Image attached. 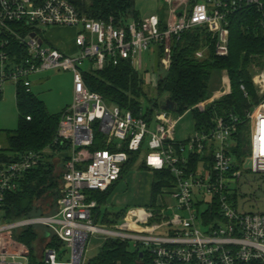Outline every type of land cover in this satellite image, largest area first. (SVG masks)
<instances>
[{
    "label": "built area",
    "instance_id": "2783aa9c",
    "mask_svg": "<svg viewBox=\"0 0 264 264\" xmlns=\"http://www.w3.org/2000/svg\"><path fill=\"white\" fill-rule=\"evenodd\" d=\"M164 3V24L156 15L115 25L113 20L87 17L68 0H0V100L9 82L32 92L30 77L39 72L70 71L74 78L73 101L63 112L56 140L69 150L54 154L64 163L56 212L17 220L2 215L5 195L20 189L25 176L43 164V154H24L0 169V264H30L31 249L14 238L28 229L38 234L35 245L45 264H86L93 237L128 242L133 249L147 253L152 264H264V212H240L239 193L233 187L243 171L264 175V56L252 65V82L260 99L247 112L250 154L242 162L234 153L241 124L237 117L216 116L211 129L196 130L180 142L176 137L179 122L191 110L177 116L154 107L148 117L149 108L145 111L142 105V113L135 115L107 104L85 83L84 74L123 61L140 72L143 53L150 50L161 54L159 66L167 72L174 40L194 30L210 36L217 57H227L232 17L246 9L262 13L264 25V0ZM51 28L74 31V52L50 45L46 30ZM209 46L196 52V58H205ZM86 62L89 68L85 70ZM221 77L220 90L193 110L204 113L209 105L231 93L228 73L224 71ZM142 78L145 86L152 85L149 74ZM242 90L245 92L244 86ZM96 130L106 136V145L112 149L89 150ZM3 148L0 142V152ZM135 153H146L143 163L151 171H170L174 185L163 190L157 208L132 209L122 222L103 223L97 219L99 204L94 194L113 187ZM195 158L200 160L192 168ZM247 162L251 168L245 167ZM203 205L206 210L201 212ZM158 208L161 210L155 213ZM174 209L178 213L167 215Z\"/></svg>",
    "mask_w": 264,
    "mask_h": 264
},
{
    "label": "trees",
    "instance_id": "16d2710c",
    "mask_svg": "<svg viewBox=\"0 0 264 264\" xmlns=\"http://www.w3.org/2000/svg\"><path fill=\"white\" fill-rule=\"evenodd\" d=\"M68 1L87 17L104 21L113 20L115 25L129 20H141L135 7V0ZM166 10L165 6L159 14L163 24L166 19ZM261 14L256 9H246L232 17L230 53L224 58L214 54L212 40L203 30L184 33L180 40H174L172 65L166 75L160 77L158 85V92H167L168 100L176 105L177 116H183L191 110L190 115L196 130L211 129L216 116L228 118L233 115L237 117L241 124L237 136L238 146L234 153L239 162H242L250 154V126L247 112L260 99L252 82L251 72L252 65L258 61L257 57L264 56V25L260 21ZM10 42L12 47L14 46L13 49L18 51L11 38ZM207 45H210L207 56L197 59L196 52ZM15 51L14 53H16ZM157 55L159 66L161 54L157 52ZM224 71L230 78L231 93L209 105L204 113L193 110L197 104L212 97L216 91L212 87L213 79L215 75H222ZM84 80L87 87L101 95L107 104L130 110L135 115L142 113V99L147 96L144 92V80L129 62L123 61L118 66H109L102 71L86 73ZM242 86L245 87V92L242 90ZM16 100L20 114L19 126L16 131L6 133L4 148L0 152V169L5 164L17 161L24 154L30 152L43 154L44 162L39 168L25 176L17 192L5 195L2 215L4 219L8 220L48 216L40 213L41 208L44 205L53 209L58 207L64 174L63 160H61L63 171L58 174L57 166L52 163L51 158L55 153L69 150L67 146L56 142L64 111L59 115L50 114L45 104L39 101L33 92L28 93L22 86L17 87ZM155 107L157 108V106ZM153 112L154 107L153 109L149 108L147 116L150 117ZM28 117L31 120H28ZM109 148L106 145V136L96 130L94 143L89 150L96 152ZM139 157L140 153L130 155L129 162L123 167L121 179ZM199 160L200 158L194 159L192 168H196V163ZM141 167L150 170L145 163H142ZM152 172L153 183L148 206L157 208L158 197L163 193V190L171 189L174 181L168 170ZM116 184L106 192L94 194L93 198L99 204V208L96 209L97 219L103 223L117 224L125 216L124 212L113 214L116 220H108L112 214L102 213V207L107 203ZM52 214L54 213L49 215ZM14 238L31 249L30 264H45L37 253L35 243L38 234L35 229L16 233ZM86 264H152V260L147 253L133 249L128 242L105 240L98 254L89 259Z\"/></svg>",
    "mask_w": 264,
    "mask_h": 264
},
{
    "label": "rangeland",
    "instance_id": "374dc122",
    "mask_svg": "<svg viewBox=\"0 0 264 264\" xmlns=\"http://www.w3.org/2000/svg\"><path fill=\"white\" fill-rule=\"evenodd\" d=\"M166 4L164 0H135V7L138 11L141 19H147L151 16L160 14V10L164 8ZM66 29L51 28L46 30L48 42L50 45L61 47L65 49V52L72 53L73 47L71 42L73 39V33L64 31ZM49 45V44H48ZM89 68V63L86 62L84 69ZM143 77L148 74L151 76L152 85H146L144 92L147 94L143 97L142 104L145 111L148 108L157 106L162 108L168 101L167 92H158V85L160 77L166 75V71L160 69L158 66V55L150 50L144 52L142 56V68L139 72ZM222 75H215L213 79V89H216V85L221 87ZM32 83V92L39 101H42L47 110L52 115L61 114L73 101V87L74 78L70 71L64 70H48L39 72L30 77ZM17 86L13 82H9L4 86L3 95L0 100V142H5V136L7 132L16 131L19 126V110L17 106ZM155 107V110H157ZM196 132L194 121L191 115H184L179 122L176 137L180 142L187 141ZM146 153L140 155L137 162L128 169L123 178L116 184L114 191L111 193L107 203L102 207V213L108 212L112 214L108 220H116L113 214L125 213L128 211L140 207H149L147 202L150 199V185L152 180L151 170L142 169L141 164L145 159ZM52 163L57 166L56 172L60 174L63 169L61 166L60 157L52 155ZM233 187L239 193L237 200V209L240 212L258 213L264 212V175L255 174L251 171H243V177L240 182L233 184ZM166 202L171 206L173 201L170 197H166ZM60 200V199H59ZM59 203V201H58ZM173 206V205H172ZM56 209L49 208L44 205L41 208L40 213L49 215L55 213ZM161 209H154L155 213ZM206 210V206L203 205L200 208L201 212ZM174 213H178V210H169V216H173ZM124 216V217H125ZM123 217V218H124ZM118 220V218H117ZM119 222H122L119 221ZM109 224V223H108ZM103 241L98 237H93L90 240L88 250L86 253L87 260L95 257L102 245Z\"/></svg>",
    "mask_w": 264,
    "mask_h": 264
},
{
    "label": "water",
    "instance_id": "95a60500",
    "mask_svg": "<svg viewBox=\"0 0 264 264\" xmlns=\"http://www.w3.org/2000/svg\"><path fill=\"white\" fill-rule=\"evenodd\" d=\"M162 109L164 110V111H170V112H173V113H176V111H177V107H176V105L173 103V102H171V101H167L166 102V104L162 107ZM246 168H251V163L250 162H247V164H246V166H245ZM141 256H143V254H141Z\"/></svg>",
    "mask_w": 264,
    "mask_h": 264
},
{
    "label": "crops",
    "instance_id": "0c3cea01",
    "mask_svg": "<svg viewBox=\"0 0 264 264\" xmlns=\"http://www.w3.org/2000/svg\"><path fill=\"white\" fill-rule=\"evenodd\" d=\"M55 29H57V28H55ZM64 31H67V32H70V33H73V35H74V31L73 30H70V29H66V30H64ZM50 43H51V41H49ZM71 46L73 47V45L71 44ZM58 48H60V49H62V50H64L65 51V49L64 48H61V47H58ZM73 51H74V47H73ZM216 91H218V90H220V85H216ZM151 173V175H152V180H151V185H150V192H151V190H152V183H153V172H150ZM150 200H151V194H150V199H149V201L147 202V204L146 205H149V203H150ZM140 208H143V207H140Z\"/></svg>",
    "mask_w": 264,
    "mask_h": 264
}]
</instances>
